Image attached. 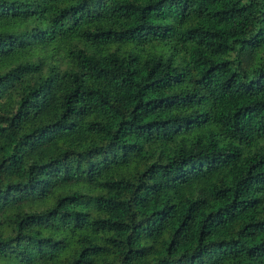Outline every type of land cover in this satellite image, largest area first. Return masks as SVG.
<instances>
[{
  "label": "trees",
  "instance_id": "1",
  "mask_svg": "<svg viewBox=\"0 0 264 264\" xmlns=\"http://www.w3.org/2000/svg\"><path fill=\"white\" fill-rule=\"evenodd\" d=\"M0 264H264V0H0Z\"/></svg>",
  "mask_w": 264,
  "mask_h": 264
}]
</instances>
